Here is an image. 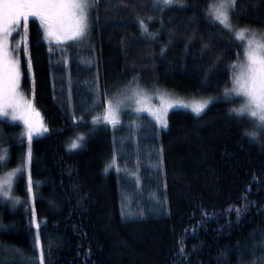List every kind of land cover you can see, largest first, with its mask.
<instances>
[{
	"label": "trees",
	"instance_id": "trees-1",
	"mask_svg": "<svg viewBox=\"0 0 264 264\" xmlns=\"http://www.w3.org/2000/svg\"><path fill=\"white\" fill-rule=\"evenodd\" d=\"M125 2L100 0L99 21L83 43L50 45L29 17L32 72L24 61L23 88L48 131L31 143L34 201L25 172L14 183L21 202L0 201V260L28 264L5 248L38 259L34 209L41 243L52 245L45 264H264V134L253 142L246 135L256 130L252 118H236L229 111L235 101L222 98L245 44L209 17L213 0L162 11L150 0ZM232 16L233 25L264 33V0H241ZM134 85L219 99L199 116L173 108L166 128L133 112L115 126L93 123L108 97ZM25 132L24 124L0 118V154L10 157L0 176L27 156ZM80 136L81 147L71 149ZM245 203L239 219L228 211Z\"/></svg>",
	"mask_w": 264,
	"mask_h": 264
},
{
	"label": "snow or ice",
	"instance_id": "snow-or-ice-1",
	"mask_svg": "<svg viewBox=\"0 0 264 264\" xmlns=\"http://www.w3.org/2000/svg\"><path fill=\"white\" fill-rule=\"evenodd\" d=\"M153 7L159 8L161 11L164 8H169L178 5L180 8H186L188 5L186 0H150ZM241 3V0H218V2L210 4L208 7L209 17L215 21H219L223 28L231 33H234L235 39L244 43L246 41L243 52L237 53V61L230 65L232 69L231 88H226L223 94V100L228 103H233L235 97H242L243 102L237 108L230 109V114L236 118L243 119L246 116L252 118L254 128L256 130L246 133L253 141L259 140L264 134V33L252 30L249 27H238L232 23V15L236 12V8ZM100 0H0V118L10 117L11 121L22 120L26 132L21 139L26 136L29 148L27 156L21 159V167H18L8 173L5 178L0 179V197L5 201H11L13 204H19V199L12 197L14 190V181L17 174L23 175L25 169L28 170L27 176V193L29 196L34 194V182L30 173V165L32 163L31 143L34 135H40L47 132L48 129L44 126L39 112L36 110L34 100L27 99L22 91L21 80L24 75L21 64L16 53L19 51V42L16 47H10L9 37L12 35L23 21L25 33L28 28L29 17H36L40 21L43 28V37L48 41H56L57 44L66 41L83 43L86 38H90L91 32L99 21L98 16H93L95 11H98ZM113 7L127 8L129 5L125 0H121V4L112 5ZM253 4L251 7H256ZM149 21L153 17H148ZM141 32L150 39H155L158 33L149 32L148 26L144 20L137 18ZM118 26V25H113ZM188 45H185L187 52ZM208 45L205 44L204 48ZM168 45L161 47L160 55L167 54ZM27 53V45L24 47ZM27 71H32V61H27ZM136 78L134 77V81ZM142 96V91L137 88L131 90V97H126L123 100L107 101V107L102 116H94L93 123H110L113 126L119 123V115L125 101L132 97H137L135 103L138 107L135 109L137 113L149 111L155 118L156 122L162 127H167V110L175 106L191 108V110L199 116L209 106L213 99L209 98L195 104H175L168 102L163 106L152 110L150 107H143V101L139 99ZM99 105L94 104L93 107ZM83 136L78 137L71 143V149L81 147ZM10 159L7 153L0 154V166L6 167ZM115 165V158L113 164ZM108 169L106 168V171ZM120 171L119 167L116 168ZM246 200V197H245ZM248 209V204L245 203L243 208L229 209V212H235L239 219ZM207 215L206 213L204 214ZM32 224L35 225L37 233L35 236V248L39 249L38 259L24 257L23 253L18 248L8 249L13 255H20L22 259L28 261V264H45V252L51 256L52 245L49 242L48 248L45 249L41 243L39 229L40 223L36 221L35 211L32 212ZM179 255L186 258V253L183 247L179 249ZM220 257L227 260L225 251L220 253ZM218 257V260L220 259ZM0 264H9L8 261L0 260ZM51 264V260H48Z\"/></svg>",
	"mask_w": 264,
	"mask_h": 264
},
{
	"label": "rangeland",
	"instance_id": "rangeland-1",
	"mask_svg": "<svg viewBox=\"0 0 264 264\" xmlns=\"http://www.w3.org/2000/svg\"><path fill=\"white\" fill-rule=\"evenodd\" d=\"M216 2H218V0H213L212 4L213 3H216ZM155 9L160 10L159 8H156V7H155ZM233 21H234V17L232 16V23H233ZM252 30H255V29H252ZM27 39L28 38L26 37V33L24 31V28H23V21H21L20 26L15 31H13L12 35L9 37V42H10V47H12V48L16 47L17 43L19 42V51H18V53H16V55L18 56V58L20 60L21 69H22V71H23L24 74H25L24 61L26 62V69H27V61H28V59H30L29 58V50L27 51V53H25V51H24L25 44L27 45ZM46 42L48 44H50V45L51 44H57V42L54 41V40L51 41V42L48 41V40H46ZM69 42H73V41L61 42L59 44H67ZM246 43L247 42L245 41L244 44L246 45ZM27 49H28V47H27ZM243 49H245V46H244ZM242 59H243V56H242ZM30 75H31V73H30ZM22 79H23V77H22ZM21 84H22V91H23V93L25 94V96H26L27 99H30V96L27 94V91H25L24 88H23V80H21ZM134 86H135V88H137V85H134ZM138 87L142 91V96L139 97V99H141L143 101V107H145V108H149L150 107L152 110H156V109L162 107L163 106L162 100H163L164 103L171 102L173 104H175L176 102H179L181 104H195V103H199V102H202L203 100H205V98L196 97V96L195 97L185 96V95L182 96V95L176 94L175 92H172L170 90H167L166 88H163V87L162 88H156V87L149 88V87H145V86H141V85L138 86ZM132 89H134V88L129 87L128 91H126L127 89L125 90L126 92L123 91V90H119L118 89V91L116 92L117 93L116 96L113 99L110 98V97H108L109 98L108 100H111V101H113V103H115L117 100H123L126 97H131V90ZM136 99H137V97H132L131 99H128V100L125 101V105L122 106V109H121V112H120V115H119V121H120V118H121L122 114H124V113H127V112L137 113L135 111V109L138 107V105L135 103V100ZM206 99H208V98H206ZM234 101L236 103V105H234V107L237 108L243 102V98L242 97H235L234 98ZM173 108L174 109L175 108L188 109V110L192 111L191 108H184V107H180V106H175ZM173 108H169L167 110V115H168V113L171 110H173ZM141 113H145V114L149 115L150 117H153L150 114L149 111H142V112H139L137 114H141ZM39 114H40V118H42V121H43L44 126L48 129L47 123L45 122L44 115L41 112H39ZM167 115H166L165 118H166L167 124H168V117H167ZM4 118H6L9 121H11L10 120V117H4ZM14 122H18L20 124H24L22 120H16ZM158 125L160 127H162L160 124H158ZM44 133H42L40 135H34V136H41V135H44ZM18 167H21V166H15L13 169H10L7 172L3 173V175L0 176V179L5 178L8 173L12 172V170H14V169H16ZM28 170L29 169H25V171H24L26 173V176H28ZM17 175H19V174H17ZM14 183H15V181H14ZM13 192H14V190H13ZM13 192H12L11 195H12L13 198H16V197H14ZM33 197H34V194H33V196H31V199H33ZM0 201L3 202L4 199L2 197H0ZM33 201H34V199L32 200V202Z\"/></svg>",
	"mask_w": 264,
	"mask_h": 264
}]
</instances>
